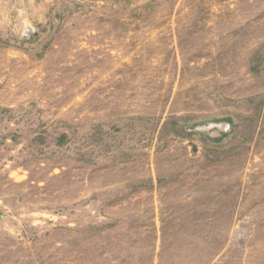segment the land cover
Returning <instances> with one entry per match:
<instances>
[{"label": "rangeland", "instance_id": "obj_1", "mask_svg": "<svg viewBox=\"0 0 264 264\" xmlns=\"http://www.w3.org/2000/svg\"><path fill=\"white\" fill-rule=\"evenodd\" d=\"M0 264H264V0H0Z\"/></svg>", "mask_w": 264, "mask_h": 264}]
</instances>
